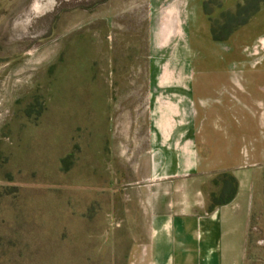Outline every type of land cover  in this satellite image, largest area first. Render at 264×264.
I'll return each instance as SVG.
<instances>
[{
    "label": "rangeland",
    "instance_id": "1",
    "mask_svg": "<svg viewBox=\"0 0 264 264\" xmlns=\"http://www.w3.org/2000/svg\"><path fill=\"white\" fill-rule=\"evenodd\" d=\"M248 3L0 0V264L134 261L150 234L134 231L143 206L134 137L142 90L130 84L154 80L156 69L185 79L191 63L213 87L197 99L199 112L214 108L233 68L264 64V0H253L247 13L260 12L235 29ZM210 28L222 39L208 37ZM259 84L264 96V76ZM247 170L245 264H264V161ZM225 174L233 175H191L195 199L208 184L213 205L221 201L225 181L235 185Z\"/></svg>",
    "mask_w": 264,
    "mask_h": 264
},
{
    "label": "crops",
    "instance_id": "2",
    "mask_svg": "<svg viewBox=\"0 0 264 264\" xmlns=\"http://www.w3.org/2000/svg\"><path fill=\"white\" fill-rule=\"evenodd\" d=\"M208 33L215 39L213 28ZM198 67L190 63L185 79H175V69L163 75L156 69L154 80L130 84L142 90L136 93L142 103L136 108L134 137L143 206L133 230L150 234L131 264H245L254 184L247 169L264 161V96L255 87L264 64L233 68L232 81L221 86L214 108L202 113L197 99L205 102L213 87L196 79ZM223 171L237 178L235 197L215 206L205 184L206 195L196 200L191 175ZM243 205L241 212L234 209Z\"/></svg>",
    "mask_w": 264,
    "mask_h": 264
},
{
    "label": "trees",
    "instance_id": "3",
    "mask_svg": "<svg viewBox=\"0 0 264 264\" xmlns=\"http://www.w3.org/2000/svg\"><path fill=\"white\" fill-rule=\"evenodd\" d=\"M253 3V0H249L248 4L245 5H240L238 11L236 12V15L238 17L239 22L235 25V29L238 28L239 26L245 25L248 23V21L250 20L251 17L254 16V14H256L260 9L259 7L256 8V10L254 9V11L251 14H248L247 11L250 10V8H252L254 6L251 5ZM247 14V15H246ZM213 34L215 39H222L220 37H218L217 35V30L216 28H213ZM227 177L230 178L231 181H233V183L235 184L233 188H231V183L228 182V180L225 181V187L222 189L221 191V195L223 198L221 201L218 200L214 197V205L218 206V205H224L229 203L237 194V190H238V181L237 178L232 175V174H225Z\"/></svg>",
    "mask_w": 264,
    "mask_h": 264
}]
</instances>
